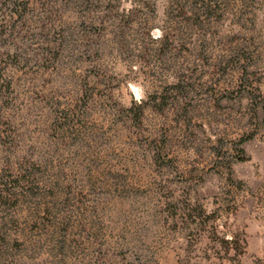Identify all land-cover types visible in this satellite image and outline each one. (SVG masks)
<instances>
[{
    "label": "rangeland",
    "instance_id": "1",
    "mask_svg": "<svg viewBox=\"0 0 264 264\" xmlns=\"http://www.w3.org/2000/svg\"><path fill=\"white\" fill-rule=\"evenodd\" d=\"M0 264H264V0H0Z\"/></svg>",
    "mask_w": 264,
    "mask_h": 264
}]
</instances>
